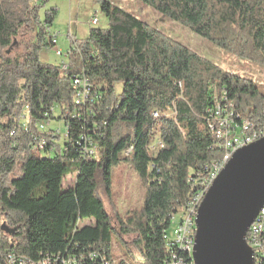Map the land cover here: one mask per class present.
Instances as JSON below:
<instances>
[{
  "label": "trees",
  "instance_id": "obj_1",
  "mask_svg": "<svg viewBox=\"0 0 264 264\" xmlns=\"http://www.w3.org/2000/svg\"><path fill=\"white\" fill-rule=\"evenodd\" d=\"M141 1L215 47L264 67V0ZM42 8L35 0H0V52L23 29L35 30L22 57L0 56V264L11 254L36 262L83 255V264H105L102 255L114 259V237L130 252L126 236L134 237L142 264H163L173 219L197 192L192 179L219 157L207 111L225 94L241 118L260 127L264 90L106 1L107 29L72 41L66 62L43 63L41 51L55 46L56 11L41 21ZM78 77L89 83L82 105L73 89ZM54 121L64 122L63 147L60 129L50 127ZM156 140L163 147L153 150ZM120 166L135 172L145 199L141 209L119 217L116 228L97 190L100 176L111 193ZM16 170L20 175L11 178ZM70 174L74 186L64 190ZM91 253L100 257L91 260Z\"/></svg>",
  "mask_w": 264,
  "mask_h": 264
},
{
  "label": "rangeland",
  "instance_id": "obj_2",
  "mask_svg": "<svg viewBox=\"0 0 264 264\" xmlns=\"http://www.w3.org/2000/svg\"><path fill=\"white\" fill-rule=\"evenodd\" d=\"M35 1L43 4V8L40 11L41 21H44L47 12H51V10L56 11L55 19L51 26V35L55 36L56 45L54 47L44 48L41 51L40 60L43 63L57 66L62 62H66V55L70 50L72 41L87 40L92 29H107L109 21L101 9L102 3L106 1L136 15L162 34L185 44L226 71L243 78L251 79L264 90V67L240 59L215 47L210 42L194 35L191 30L183 25L168 20L151 7L145 5L141 0H47L45 3H42V0ZM95 19H97V25L92 24V21ZM34 36L35 30L33 27L23 29L13 46L5 52H0V56L3 57L4 55L6 58L22 57L27 50L26 47L34 41ZM49 39L50 35L48 41ZM57 51H60L63 55L61 57L57 56ZM122 90L123 85H117L118 95L122 93ZM50 127L60 129L58 143L63 147L66 143L64 122L54 121ZM161 143L160 140H156L152 146L153 150L159 148L158 146ZM51 156L53 157L55 154L52 153ZM20 173L19 170H16L11 178L19 176ZM113 174L111 193H107L102 179L99 176L97 194L102 199L114 226L118 228L117 222L119 217L125 218L130 211L139 210L143 207L145 191L138 176L129 167L120 166L114 170ZM75 180V175L70 174L66 176L62 184L63 189L67 190L72 188ZM181 218L182 215L177 214L176 222H179ZM171 235L172 233L170 232ZM133 240V236L124 237V242L127 246L130 247L131 245L130 252H127L123 243L117 237L113 238V264H142L143 259L131 244Z\"/></svg>",
  "mask_w": 264,
  "mask_h": 264
},
{
  "label": "water",
  "instance_id": "obj_3",
  "mask_svg": "<svg viewBox=\"0 0 264 264\" xmlns=\"http://www.w3.org/2000/svg\"><path fill=\"white\" fill-rule=\"evenodd\" d=\"M264 207V138L234 154L196 217L195 264H254L247 233Z\"/></svg>",
  "mask_w": 264,
  "mask_h": 264
},
{
  "label": "built area",
  "instance_id": "obj_4",
  "mask_svg": "<svg viewBox=\"0 0 264 264\" xmlns=\"http://www.w3.org/2000/svg\"><path fill=\"white\" fill-rule=\"evenodd\" d=\"M97 23V19L92 21L93 25ZM53 43L56 45L55 36ZM56 54L57 56L62 55L60 51ZM73 89L76 92V105H82L89 99V83L86 79L74 78ZM207 113L214 121V125L211 126V130L215 132L212 146L220 151L219 157L204 166L203 176L201 172H198L192 179L198 187L197 192L184 211L180 213L182 218L179 222H176V217L173 219L169 230V244H166L168 257L163 264H195L187 263V256L188 249H194V246H191V237H196L198 205L203 201L204 193H208L236 153V148H244V142H251L252 145L264 138V124L256 127L251 121L241 118L225 94L222 99H216L214 107L210 108ZM153 117L158 118L159 114L154 112ZM40 129L44 130V126L41 125ZM43 146L40 144V149H43ZM158 147L162 148L163 144H159ZM90 154L92 151L86 150V156ZM247 244L254 253V264H264V207L247 233ZM98 257L100 255L95 253L89 255L91 260ZM83 261V255L68 258L62 255L53 257L46 255L43 260L36 262L27 257L11 254L7 262L8 264H83ZM102 261L105 264H113V261L109 262L105 255H102Z\"/></svg>",
  "mask_w": 264,
  "mask_h": 264
},
{
  "label": "bare ground",
  "instance_id": "obj_5",
  "mask_svg": "<svg viewBox=\"0 0 264 264\" xmlns=\"http://www.w3.org/2000/svg\"><path fill=\"white\" fill-rule=\"evenodd\" d=\"M251 145V142H244V148ZM243 148H236V152H238L239 150H241ZM207 193H204V197L203 199L205 198ZM202 202H200L201 204ZM200 205H198V208H199ZM166 238L169 239V231L166 235ZM195 245V237H191V246H194ZM193 252H194V249H188V255L190 256V261L187 262V263H194V259H193Z\"/></svg>",
  "mask_w": 264,
  "mask_h": 264
}]
</instances>
